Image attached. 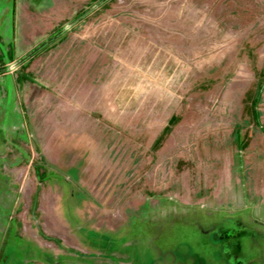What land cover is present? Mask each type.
Listing matches in <instances>:
<instances>
[{
	"label": "rangeland",
	"instance_id": "1",
	"mask_svg": "<svg viewBox=\"0 0 264 264\" xmlns=\"http://www.w3.org/2000/svg\"><path fill=\"white\" fill-rule=\"evenodd\" d=\"M0 264H264V0H0Z\"/></svg>",
	"mask_w": 264,
	"mask_h": 264
}]
</instances>
